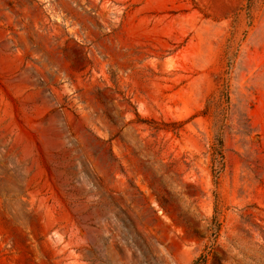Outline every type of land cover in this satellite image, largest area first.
I'll return each mask as SVG.
<instances>
[{
    "label": "rangeland",
    "instance_id": "1",
    "mask_svg": "<svg viewBox=\"0 0 264 264\" xmlns=\"http://www.w3.org/2000/svg\"><path fill=\"white\" fill-rule=\"evenodd\" d=\"M0 264H264V0H0Z\"/></svg>",
    "mask_w": 264,
    "mask_h": 264
}]
</instances>
